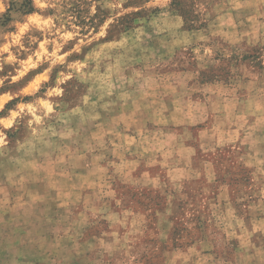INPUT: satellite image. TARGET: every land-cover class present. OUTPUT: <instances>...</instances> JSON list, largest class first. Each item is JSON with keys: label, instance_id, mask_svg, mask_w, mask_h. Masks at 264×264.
<instances>
[{"label": "rangeland", "instance_id": "obj_1", "mask_svg": "<svg viewBox=\"0 0 264 264\" xmlns=\"http://www.w3.org/2000/svg\"><path fill=\"white\" fill-rule=\"evenodd\" d=\"M0 264H264V0H0Z\"/></svg>", "mask_w": 264, "mask_h": 264}, {"label": "trees", "instance_id": "obj_2", "mask_svg": "<svg viewBox=\"0 0 264 264\" xmlns=\"http://www.w3.org/2000/svg\"><path fill=\"white\" fill-rule=\"evenodd\" d=\"M31 10H32V7H29L28 12H30Z\"/></svg>", "mask_w": 264, "mask_h": 264}]
</instances>
